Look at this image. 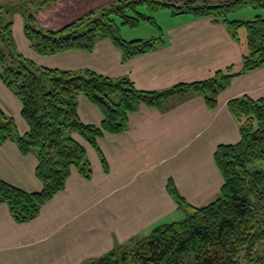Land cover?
I'll return each mask as SVG.
<instances>
[{"label": "crops", "instance_id": "crops-1", "mask_svg": "<svg viewBox=\"0 0 264 264\" xmlns=\"http://www.w3.org/2000/svg\"><path fill=\"white\" fill-rule=\"evenodd\" d=\"M112 1L57 0L36 17L42 27L57 30ZM11 16L17 50L36 64L66 70L88 68L113 78L126 76L141 90L205 79L229 65L238 69L247 51L246 31L241 35L237 31L234 38L212 17L183 13L162 27L157 24L162 37L153 50L126 60L108 38L98 39L90 51L39 54L24 35L21 14L15 11ZM156 33L129 39L157 37ZM245 94L264 98V66L232 78L217 95L213 108L200 94L172 96L163 109L141 104L128 114L125 132L97 138L99 151L73 133L86 150L90 178L71 168L64 188L26 222H16L7 204L0 203V264H84L116 243L145 236L156 225L180 219L181 210L166 188L168 179L191 205L215 200L223 178L214 152L219 144L240 139L239 123L229 112L227 101ZM0 107L14 119L20 134L28 130L21 101L1 80ZM77 114L82 122L94 125L103 118L82 93L77 95ZM36 165L33 151L21 153L9 139L0 144V179L26 191H38L42 183L35 175Z\"/></svg>", "mask_w": 264, "mask_h": 264}, {"label": "trees", "instance_id": "trees-1", "mask_svg": "<svg viewBox=\"0 0 264 264\" xmlns=\"http://www.w3.org/2000/svg\"><path fill=\"white\" fill-rule=\"evenodd\" d=\"M57 0H7L0 4V80L21 101V115L28 130L20 134L14 119L0 107V144L14 141L20 152L33 151L37 158L35 175L38 191H26L0 179V203L8 206L18 222L34 219L41 207L65 186L71 168L90 178L91 164L86 150L74 137L80 135L98 149L97 138L104 133H122L128 128V114L141 104L163 109L172 96L200 94L209 108L231 79L264 66V16L230 18L245 7L264 9V0H115L92 9L63 27H42L37 13ZM143 7L146 12H140ZM169 8L171 14L212 17L237 38L246 31L247 51L237 68L216 70L212 76L178 82L161 90L137 89L126 76L109 77L91 69L66 70L38 65L20 53L12 36V14L23 18V32L39 54L72 49L90 51L95 42L108 38L120 49L122 60L153 50L159 37L126 40L120 25L135 27L140 21L158 26L155 13ZM118 21V22H117ZM84 94L102 113L99 125L84 123L77 114V95ZM229 112L239 123L240 139L219 144L214 161L222 175L219 196L203 206H194L179 193L171 179L166 188L184 217L156 225L140 237L116 243L99 257L84 264H264V98L248 95L227 101ZM99 151V149H98ZM100 153L103 168L107 164Z\"/></svg>", "mask_w": 264, "mask_h": 264}, {"label": "rangeland", "instance_id": "rangeland-1", "mask_svg": "<svg viewBox=\"0 0 264 264\" xmlns=\"http://www.w3.org/2000/svg\"><path fill=\"white\" fill-rule=\"evenodd\" d=\"M12 2H16L17 0H11ZM7 2V0H0V4H5ZM140 12H146V10L141 7L140 8ZM67 14V13H65ZM256 14H262L264 16V9H254L251 7H245L242 10L233 12L229 15L230 18H245V17H250L251 19L256 15ZM156 23L159 26H163L164 24H166L167 22H169V20L171 19V17H175L173 14H171L170 9L169 8H163L160 9L159 11H157V13H155L154 15ZM118 22V21H117ZM119 27H120V33L122 38H126V40H130L129 38H134V37H146V36H150L153 32H157L156 36L161 38L162 35H160V28H158V26L155 25H151L146 23L145 21H140L139 24L135 27H129V26H125V25H120L119 23ZM241 29V30H239ZM237 31H240V35L244 33L245 29L243 28H239ZM260 166L261 168H264V160L260 162ZM181 218L184 217V212L181 211ZM179 220V219H178ZM259 248H264V245H260ZM193 260L192 257L188 258L186 257V259H184L182 261L181 264H192Z\"/></svg>", "mask_w": 264, "mask_h": 264}]
</instances>
